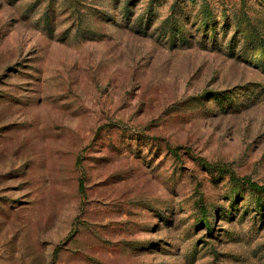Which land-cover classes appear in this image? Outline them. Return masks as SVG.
Returning a JSON list of instances; mask_svg holds the SVG:
<instances>
[{
    "label": "rangeland",
    "instance_id": "1",
    "mask_svg": "<svg viewBox=\"0 0 264 264\" xmlns=\"http://www.w3.org/2000/svg\"><path fill=\"white\" fill-rule=\"evenodd\" d=\"M205 1L215 42L203 0H0V264H264V198L203 165L264 186V0Z\"/></svg>",
    "mask_w": 264,
    "mask_h": 264
},
{
    "label": "trees",
    "instance_id": "2",
    "mask_svg": "<svg viewBox=\"0 0 264 264\" xmlns=\"http://www.w3.org/2000/svg\"><path fill=\"white\" fill-rule=\"evenodd\" d=\"M130 1V0H128ZM199 15H200V27H201V30L203 32H205L206 34L208 35H211L212 36V41L215 42L216 40V27H217V24L215 23L214 19H213V15H212V12H211V9H210V6L208 5V3L203 0L202 2V6L200 8V11H199ZM225 18V16L223 17ZM170 25H171V28L169 29V35H168V38L172 41V39H179L182 40L184 39V35L182 34V27L179 26L177 24V22H170ZM178 23H181V21H179ZM223 25H222V32L224 34L227 33V29H226V18L224 19V21L222 22ZM225 24V25H224ZM234 27V30L235 29H239V24L236 23L235 25H233ZM236 33H239V35L241 36V39H242V46H244V49L247 50V51H255V50H259L261 52V55L264 54V37H262L257 31H253V30H249L248 28L246 29H242L241 30H236ZM234 37H232L230 40H229V44L231 43V41H233ZM264 58V57H263ZM254 62H258V63H262L264 62V59L261 60L259 58H257V60H255ZM214 99L216 101H218L219 104L222 103L223 99H227L225 96H223L221 98V94H215L214 95ZM222 99V100H221ZM204 166L206 167H212L214 168L216 171L222 173V174H225L228 176L230 182H231V185H233V187H236L237 185H243V186H246V188H248L251 193L253 194V207L255 209V211H261L260 209L262 208V199L264 198V186H260V185H257L253 182H250L248 179H245V178H239L237 177L233 172H231L230 170H228L227 168H225L223 165H217V164H204ZM78 187H79V190L81 191L82 190V184L79 183L78 184ZM200 208V213L201 215L205 216L206 214V211L204 208H202L201 206H199ZM203 224H204V228L206 230H209L211 231L212 228L210 226V223L208 222V220L206 218H203Z\"/></svg>",
    "mask_w": 264,
    "mask_h": 264
}]
</instances>
